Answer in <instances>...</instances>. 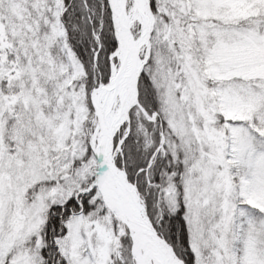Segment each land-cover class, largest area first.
<instances>
[{"label":"snow or ice","instance_id":"snow-or-ice-1","mask_svg":"<svg viewBox=\"0 0 264 264\" xmlns=\"http://www.w3.org/2000/svg\"><path fill=\"white\" fill-rule=\"evenodd\" d=\"M0 264H264V0H0Z\"/></svg>","mask_w":264,"mask_h":264}]
</instances>
